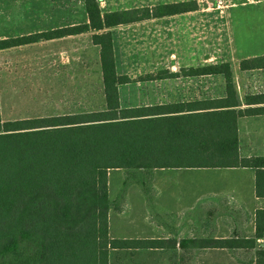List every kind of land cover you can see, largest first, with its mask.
<instances>
[{
    "label": "crops",
    "instance_id": "crops-1",
    "mask_svg": "<svg viewBox=\"0 0 264 264\" xmlns=\"http://www.w3.org/2000/svg\"><path fill=\"white\" fill-rule=\"evenodd\" d=\"M176 2L196 7L95 29L90 26L86 0H0V40L90 26L0 48L2 120L44 116L5 117L6 90L44 89L52 94L68 88L80 96L94 72L103 97L92 111L105 110L101 45L95 43L94 35L106 32L112 36L117 73L131 78L118 87L121 108H153L158 114L151 116L159 119V126L165 116L160 108L165 105H174V115L182 116L175 123L191 128L198 113L208 112L212 100L227 96L224 75L191 73L208 64L231 65L239 100L235 109L264 106L247 101L249 96L264 94V0H100V8L103 15L122 10L141 13L146 7L152 12L156 6ZM244 61L249 66L243 67ZM39 78H44V85L38 83ZM214 78L221 82V90H211V82L199 92V79L208 82ZM237 125L240 156L264 157V114L240 116ZM197 171L209 172L206 181L192 178ZM257 175L258 169L250 166L145 168V184L137 185L145 214L130 215L132 205L127 200L120 203L123 209L110 215V237L165 243L157 248H112L109 264L113 255L123 264L122 255L146 251H156L159 264H257L264 238H258L253 248L181 245L183 240L198 238H254L257 212L264 210V196L256 189Z\"/></svg>",
    "mask_w": 264,
    "mask_h": 264
},
{
    "label": "trees",
    "instance_id": "trees-1",
    "mask_svg": "<svg viewBox=\"0 0 264 264\" xmlns=\"http://www.w3.org/2000/svg\"><path fill=\"white\" fill-rule=\"evenodd\" d=\"M86 6L95 29L196 7L176 2L152 12L146 7L141 13L103 15L100 0H86ZM90 26L0 40V48ZM94 41L101 45L105 110L3 121L0 108V264H109L112 248L161 247L164 240L110 237L112 169L250 166L258 169L256 189L264 196V157L240 156L237 125L240 116L264 114V106L234 108L239 100L229 63L191 69L194 75L226 79L227 96L212 100L208 112L198 113L196 125L175 123L182 116L174 115V105H165L159 126V119L151 116L158 114L153 108H121L118 87L131 78L117 73L111 33L95 34ZM242 66H249L248 61ZM247 101L264 103V94ZM258 238H264V210L257 212L254 238H198L181 245L253 248ZM257 256V264H264V250Z\"/></svg>",
    "mask_w": 264,
    "mask_h": 264
},
{
    "label": "rangeland",
    "instance_id": "rangeland-1",
    "mask_svg": "<svg viewBox=\"0 0 264 264\" xmlns=\"http://www.w3.org/2000/svg\"><path fill=\"white\" fill-rule=\"evenodd\" d=\"M213 82L214 88L211 90H221V82L214 78L212 81L200 80L198 82L199 92L206 90V86ZM38 83L44 85V78H39ZM43 88V87H39ZM61 88V87H60ZM62 89V88H61ZM53 90V93H47V90H6L4 116L12 115H57L63 112H81L92 111L98 109L102 101L101 82L96 72L93 73L91 79H87L86 90L84 95L78 96L74 94V90ZM209 90V89H208ZM64 93V95H63ZM109 197H110V215L117 213L121 209L119 204L127 200L132 205L129 214L142 216L145 214L143 206V196L139 197L138 186L145 184V168L134 169H112L109 171ZM192 178H196L198 182L206 181L209 172L197 171ZM156 178V176H155ZM111 188V190H110ZM111 191V195H110ZM117 195V196H116ZM112 204H115L111 207ZM128 214V215H129ZM110 219V217H109ZM115 225V215L111 218ZM160 256L156 251H146L139 254L122 255L123 264H159ZM112 264H120L118 256H112Z\"/></svg>",
    "mask_w": 264,
    "mask_h": 264
},
{
    "label": "built area",
    "instance_id": "built-area-1",
    "mask_svg": "<svg viewBox=\"0 0 264 264\" xmlns=\"http://www.w3.org/2000/svg\"><path fill=\"white\" fill-rule=\"evenodd\" d=\"M222 2L221 1H219V4H221Z\"/></svg>",
    "mask_w": 264,
    "mask_h": 264
}]
</instances>
